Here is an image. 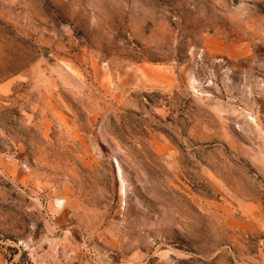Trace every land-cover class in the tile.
<instances>
[{"label":"rangeland","instance_id":"rangeland-1","mask_svg":"<svg viewBox=\"0 0 264 264\" xmlns=\"http://www.w3.org/2000/svg\"><path fill=\"white\" fill-rule=\"evenodd\" d=\"M0 264H264V0H0Z\"/></svg>","mask_w":264,"mask_h":264}]
</instances>
